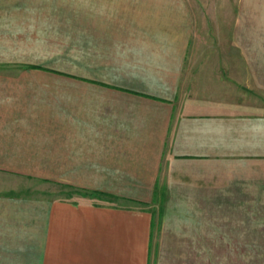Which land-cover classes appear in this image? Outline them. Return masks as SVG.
<instances>
[{"label": "crops", "instance_id": "obj_1", "mask_svg": "<svg viewBox=\"0 0 264 264\" xmlns=\"http://www.w3.org/2000/svg\"><path fill=\"white\" fill-rule=\"evenodd\" d=\"M71 1L0 13V264H150L161 189L264 173V87L223 55L264 53V29L205 0Z\"/></svg>", "mask_w": 264, "mask_h": 264}, {"label": "rangeland", "instance_id": "obj_2", "mask_svg": "<svg viewBox=\"0 0 264 264\" xmlns=\"http://www.w3.org/2000/svg\"><path fill=\"white\" fill-rule=\"evenodd\" d=\"M20 2L28 5L19 10L24 12H70L85 7L71 5V0H0V13L13 12L14 4ZM191 6L199 13L258 16V20L239 24H250L263 33L264 20L255 14H264V0H205ZM238 30L240 34L242 28ZM223 55L226 60L253 62L252 68L237 69V76L247 78L253 74L255 82L264 87V53ZM246 178L233 181L221 191H205L210 193L205 196L161 189L147 206L153 220L150 264H264V173L246 174Z\"/></svg>", "mask_w": 264, "mask_h": 264}]
</instances>
